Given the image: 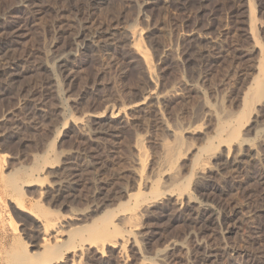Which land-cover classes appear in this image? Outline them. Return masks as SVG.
<instances>
[{
	"label": "rangeland",
	"instance_id": "374dc122",
	"mask_svg": "<svg viewBox=\"0 0 264 264\" xmlns=\"http://www.w3.org/2000/svg\"><path fill=\"white\" fill-rule=\"evenodd\" d=\"M32 2L0 28V146L7 174L44 164L45 217L86 227L55 264H264V0ZM130 24L150 61L85 40ZM11 232L0 264L29 240Z\"/></svg>",
	"mask_w": 264,
	"mask_h": 264
},
{
	"label": "bare ground",
	"instance_id": "6f19581e",
	"mask_svg": "<svg viewBox=\"0 0 264 264\" xmlns=\"http://www.w3.org/2000/svg\"><path fill=\"white\" fill-rule=\"evenodd\" d=\"M11 1H14V2L9 7H6L4 10L3 9L0 10V11L3 10V12L0 13V28L1 29H4L5 26H12V24L6 25V24L2 23L6 20L5 18H6V16H8L9 12H13L16 8H18L20 6L30 7L31 5H29V3L32 2V0H11ZM59 1H62V0H52V2H50L51 4L54 3L55 7H53V8H55L54 10L56 11L57 16H59L58 15L59 13L64 12V11H70L71 12V11L76 10L77 13H80L83 11V7L81 6V4L80 5H78L79 3L73 4V2H75V0H65V4L61 3V4H63L62 6L58 5ZM101 1H105V0H99V2H101ZM158 1L159 0H144L143 7H146V9L147 8L153 9L154 6L156 4H158L157 3ZM90 4H92V2ZM86 6H88V5L86 4ZM88 7L90 8V6H88ZM91 8H92V5H91ZM29 9H30L31 14L35 13V11L38 13L40 12V10H37L36 8H33V7L29 8ZM94 9H95V7H94ZM41 10H42V8H41ZM142 11H144V10H142ZM142 13H143L144 17H147V19H148L149 16H147V13L146 12H142ZM142 13H139V14H142ZM82 28H83V26H82ZM107 30L103 29V30L98 31L97 33H94V34H91V32H89V33H87V35H85L86 38L85 37L84 38L86 41L88 40L89 42L90 41H92L94 43L96 42L97 45H99L101 47L109 45L111 41L123 42V43H127L128 45H134V47L142 55L144 60H146V61L151 60L148 51L144 47L146 40L144 41V38H145L144 35L145 34H143L144 30L142 28L137 27V25H135V24H130L129 28L119 36L113 34V32L111 33L110 31H107ZM148 33L150 34V32H148ZM150 36L151 35H149L148 37H150ZM96 38L98 40H96ZM1 41H0V45H4L3 41L2 42ZM150 42H151V40H150ZM81 45H87V43L82 42ZM59 58H60V59H58L59 61L64 59L63 55ZM261 80H259V78L257 79L258 86H257L256 90H257V94L259 96L264 94V79L262 81ZM238 123H240V122H238ZM16 127H18V126H16ZM234 128L237 129L236 127H234ZM235 129H233V130H235ZM16 131H18V130H16ZM11 136H13V132H12ZM1 137H3L2 134H0V138ZM3 138L5 141V142L3 141V143L7 142L6 144H8V141H11V139L8 136L3 137ZM221 140H222V138H221ZM9 143H11V142H9ZM211 143H213V142H211ZM6 144L5 145L2 144L0 146V234L2 233L3 235H1V236L6 238L7 237V229L9 228L12 232L18 233V230H19L18 236L20 238H22V236L24 234H25V237L29 238V240L27 239V241H24L21 246L18 247V245L17 246L15 245V248L16 247H18V248L14 249V251H10L11 253L13 252V254H10L12 256L11 258L14 257L12 264H35L34 262H39V264L44 263V262L45 263L47 262V264H55V263H57V261L59 259H61L64 255H66L67 252L74 251L75 249H77L79 247L78 246L79 245L78 239L80 240V238L83 236L82 235V233L84 231L83 229H85L86 227L85 226H83L82 228L76 227V228L68 230V232H67L65 229V225H63L64 221L63 222L60 221L59 220L60 218H54V217L49 218V217L44 216L46 214V212H45L46 208H45V203H44V201H45V184H44L45 178L42 176V173H43L44 167H45L44 164L41 163L39 166H37L38 167L36 170L37 173L35 172V170H26V171L22 170V171H20L21 168H18L19 170L15 171L13 169L14 170L13 172L7 174L5 171H3V169L7 165H8V167H10L11 164H10L9 160H7V158L10 156V154L6 150V148L8 147ZM6 162H7V164H6ZM33 186L38 187L37 190H38L39 199L37 200V206H38L37 209L32 207V205H31L32 201L28 197V193L31 191V189H29V187H33ZM186 186H187V184H186ZM109 213H110V211L105 212V214H103V218L106 219L104 215L107 216ZM18 214H24L28 217L30 216V217L34 218V221L36 220L38 222V224L40 223V230L36 229L34 227L36 225L31 226L28 223H23V222L21 223L20 218L17 216ZM110 216H112V215H110ZM60 217H62V216H60ZM107 220H109V218H107ZM104 221L105 220H103V223H104ZM92 225H94V224H92ZM20 227H22L21 230H20ZM90 228H92V227H90ZM99 230H101V229H99ZM94 231H96V230L93 229V231H92V229H91L89 231H85V233H90V232H94ZM95 233H97V232H95ZM101 233H102V231H101ZM91 234H93V233H91ZM97 234H99V233H97ZM107 234H108V232H107ZM39 236H40V239L42 240L40 242L38 240ZM64 236H67L66 240L63 239ZM90 236L93 237V235H90ZM90 239H92V238H90ZM29 247H35V248L36 247H40V248L42 247V248H44V251L37 252V253H36V251L32 252V248H29ZM12 248H14V247H12Z\"/></svg>",
	"mask_w": 264,
	"mask_h": 264
}]
</instances>
